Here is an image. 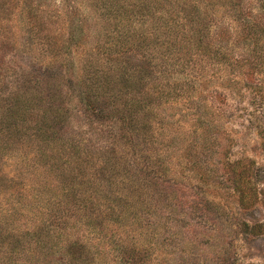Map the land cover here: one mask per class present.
<instances>
[{
    "label": "rangeland",
    "instance_id": "374dc122",
    "mask_svg": "<svg viewBox=\"0 0 264 264\" xmlns=\"http://www.w3.org/2000/svg\"><path fill=\"white\" fill-rule=\"evenodd\" d=\"M141 1L0 0V264H264V0Z\"/></svg>",
    "mask_w": 264,
    "mask_h": 264
},
{
    "label": "trees",
    "instance_id": "16d2710c",
    "mask_svg": "<svg viewBox=\"0 0 264 264\" xmlns=\"http://www.w3.org/2000/svg\"><path fill=\"white\" fill-rule=\"evenodd\" d=\"M155 1L158 0H142L139 6H143L142 9L147 8L148 11H151L154 9L155 7ZM173 25L171 22L167 21V23L164 25V29H165V38H168V40L170 39H174L175 41H177V39L179 38L178 35H174L173 33H175L174 29H173ZM190 33L188 31H186V29L183 30V37H187V35H189ZM126 38H130L133 41V35L131 36H126ZM193 39V36H191L190 34V41ZM135 40V39H134ZM137 40V39H136ZM171 41V40H170ZM139 42H143L141 39L139 40ZM148 45V44H147Z\"/></svg>",
    "mask_w": 264,
    "mask_h": 264
}]
</instances>
